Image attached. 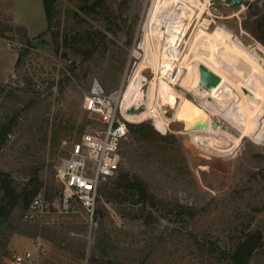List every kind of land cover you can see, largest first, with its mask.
<instances>
[{
    "label": "rangeland",
    "instance_id": "obj_1",
    "mask_svg": "<svg viewBox=\"0 0 264 264\" xmlns=\"http://www.w3.org/2000/svg\"><path fill=\"white\" fill-rule=\"evenodd\" d=\"M152 4L52 0L47 31L43 0H0L2 39L26 46L10 48L17 56L27 50L0 85V126H11L0 138V170L19 192L34 179L45 199L48 193L53 198L45 200L48 209L32 221L24 219L22 204L7 219L0 218V264L25 251L33 252L36 264H227L225 251L258 234L262 239L250 264H264V142L245 138L234 152L220 155L203 149L181 123L162 128L167 131L163 134L156 121L146 120L141 123L172 137L133 145L128 136L117 175L99 192V218L94 220L75 203L64 207L56 180V167L70 149L63 142H77L102 128L99 118L85 110L94 80L106 95L124 96L144 58L141 43ZM262 15L264 0L246 1L238 9L213 0L204 19L210 30L223 26L239 37L248 65H256L264 77V29L257 23ZM10 19L26 27L31 37ZM142 74L154 77L150 69ZM177 89L194 100L190 88ZM164 113L172 115L166 108ZM219 121L238 137V130ZM127 173L143 181L156 199L186 207L187 214L167 221L137 205L116 182Z\"/></svg>",
    "mask_w": 264,
    "mask_h": 264
},
{
    "label": "bare ground",
    "instance_id": "obj_2",
    "mask_svg": "<svg viewBox=\"0 0 264 264\" xmlns=\"http://www.w3.org/2000/svg\"><path fill=\"white\" fill-rule=\"evenodd\" d=\"M212 1L153 0L141 43L144 58L121 98V112L132 124L154 120L159 128L170 129L181 123L183 132L196 136L203 149L227 155L245 138L264 142V77L256 65H248L239 37L223 26L208 28L204 13ZM201 68L219 83L203 86ZM148 69L152 80L142 74ZM177 87L190 88L194 100ZM164 108L172 111L171 117ZM204 116L207 128L193 129ZM220 119L238 130V137L221 126Z\"/></svg>",
    "mask_w": 264,
    "mask_h": 264
},
{
    "label": "built area",
    "instance_id": "obj_3",
    "mask_svg": "<svg viewBox=\"0 0 264 264\" xmlns=\"http://www.w3.org/2000/svg\"><path fill=\"white\" fill-rule=\"evenodd\" d=\"M5 43L9 48L19 46L10 39ZM85 110L90 116L99 118L102 128L85 133L77 142H63V146L70 149L56 167V180L63 189L64 207L68 209L75 203L93 217L101 187L117 175L122 146L128 139V125L131 123L121 112V92L106 95L97 80L92 82L86 96ZM45 200L43 193L39 192L25 210L24 219L32 221L44 213L48 209ZM8 264L36 263L33 252L25 251L12 255Z\"/></svg>",
    "mask_w": 264,
    "mask_h": 264
},
{
    "label": "trees",
    "instance_id": "obj_4",
    "mask_svg": "<svg viewBox=\"0 0 264 264\" xmlns=\"http://www.w3.org/2000/svg\"><path fill=\"white\" fill-rule=\"evenodd\" d=\"M45 15L47 19V31L51 30L52 24V0H43ZM257 23L260 28L264 29V15L259 17ZM44 33H42L43 35ZM40 35V36H42ZM0 38H4V34L0 32ZM33 45V42H29ZM27 54V50L18 55L15 70L18 68L23 57ZM10 125L4 124L0 126L1 134L0 138L3 139L10 131ZM129 137L132 144L136 143H153L154 138L168 140L172 136H160L159 133L153 128L150 123L141 124H129ZM157 129V128H156ZM161 133H167L165 130H160ZM117 185L123 187V192L130 193L133 198L136 199V204H141L143 207H149L150 210H154L159 219L170 220L169 216L183 217L186 213V207L182 205H172L164 201L156 199L150 194L146 184L136 177L130 176L128 173L125 175H119L117 177ZM123 184V185H121ZM41 184L37 183L34 179L28 181L27 185L22 191H18L14 185L10 175L0 170V218L7 219L11 213L22 204L24 210L28 209L34 197L41 192ZM121 187V188H122ZM46 199L52 201V196L48 193ZM101 195H98L96 202H101ZM175 206V209L171 208ZM178 209V210H177ZM100 211L94 212V220L99 218ZM261 235H254L246 238L244 241H239L228 252L225 251L227 264H250V261L259 248Z\"/></svg>",
    "mask_w": 264,
    "mask_h": 264
},
{
    "label": "crops",
    "instance_id": "obj_5",
    "mask_svg": "<svg viewBox=\"0 0 264 264\" xmlns=\"http://www.w3.org/2000/svg\"><path fill=\"white\" fill-rule=\"evenodd\" d=\"M9 23L14 26L24 27L20 25V23L16 20L10 19ZM27 35L31 37V34L26 29ZM17 53L12 52L9 47L6 46L5 41L0 38V85L7 82V80L13 75L15 71L16 61H17Z\"/></svg>",
    "mask_w": 264,
    "mask_h": 264
},
{
    "label": "water",
    "instance_id": "obj_6",
    "mask_svg": "<svg viewBox=\"0 0 264 264\" xmlns=\"http://www.w3.org/2000/svg\"><path fill=\"white\" fill-rule=\"evenodd\" d=\"M246 1L250 0H223L225 5H229L233 9H238L243 6ZM201 83L205 87H210L212 85H217L219 83L218 77L210 73L207 69L201 68ZM131 113H134L131 111ZM208 126L207 116H204L200 121H198L194 126L193 129H205ZM214 127H217V124H214ZM186 129V127H184Z\"/></svg>",
    "mask_w": 264,
    "mask_h": 264
}]
</instances>
